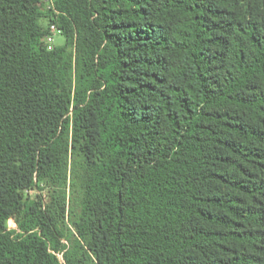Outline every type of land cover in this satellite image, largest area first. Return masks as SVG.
Segmentation results:
<instances>
[{"label":"trees","instance_id":"trees-1","mask_svg":"<svg viewBox=\"0 0 264 264\" xmlns=\"http://www.w3.org/2000/svg\"><path fill=\"white\" fill-rule=\"evenodd\" d=\"M47 1L0 0V264H264V0Z\"/></svg>","mask_w":264,"mask_h":264},{"label":"rangeland","instance_id":"rangeland-1","mask_svg":"<svg viewBox=\"0 0 264 264\" xmlns=\"http://www.w3.org/2000/svg\"><path fill=\"white\" fill-rule=\"evenodd\" d=\"M52 1L53 0H48L44 4L43 10L45 12H48L49 8L52 6ZM51 24H52L51 23V19L50 18H45L44 25L46 27H50ZM54 40L55 41L52 44H49L47 41H45V42L48 45V47H52L53 49L65 44V37L61 33L55 34ZM70 163H71V159H70ZM79 186H80L79 180L78 181H73V173L70 170L69 171L68 186H67V207H68V214H67V217H66V226L71 230V233H74V231H75L74 228H73V226H72V224H71V219H72L71 212L77 213L78 212V206L77 205L80 203L81 193H80V190H79ZM47 194H48V191H46L44 193V195H47ZM31 195L34 196V193L32 192ZM9 227L11 229H15V228H17V225H16V223L13 220H11L9 222Z\"/></svg>","mask_w":264,"mask_h":264},{"label":"built area","instance_id":"built-area-1","mask_svg":"<svg viewBox=\"0 0 264 264\" xmlns=\"http://www.w3.org/2000/svg\"><path fill=\"white\" fill-rule=\"evenodd\" d=\"M57 33H60L59 29L57 28L56 25H52L51 26V30H50V34L46 37V41L49 43V44H52L55 40H54V36L55 34ZM50 50H52L53 48L52 47H49Z\"/></svg>","mask_w":264,"mask_h":264}]
</instances>
